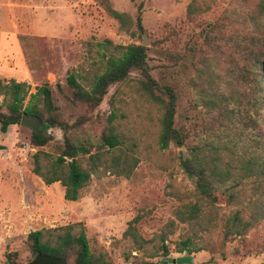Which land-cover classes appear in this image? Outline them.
<instances>
[{
    "label": "rangeland",
    "instance_id": "374dc122",
    "mask_svg": "<svg viewBox=\"0 0 264 264\" xmlns=\"http://www.w3.org/2000/svg\"><path fill=\"white\" fill-rule=\"evenodd\" d=\"M190 1L0 0V80L24 82L28 94L43 84L55 93L54 85L58 84L68 96L64 78L69 73L89 88L103 70V56L117 55L114 46L140 45L144 41L149 75L158 83L170 82L169 73L179 66L170 69L171 61L165 56L181 52L185 41L197 31L196 24L215 21L231 8L233 0H193L201 13L188 23L185 9ZM139 4L140 32L133 25ZM107 8L130 17L132 26L127 33L118 30ZM183 64L186 72L171 81L177 93L174 127L189 128L187 144L191 145L195 142L192 133L198 127L191 130L192 122L186 118L196 117L205 123V108L199 101L205 103L213 95L228 94L232 89H227L223 80L215 81L216 66L204 58L195 63L203 74L195 80L196 86H191L190 78L195 75L187 61ZM138 79L133 72L125 82L109 86L91 111L71 106L55 95L54 102L68 125L77 118L81 120L67 130L68 138L90 145V153L97 149L104 152L105 148H99L98 136L112 113L115 118L110 127L120 136L121 151L137 161L128 178L109 172L90 176L76 201L63 200V188L58 182L44 185L31 173V155L36 149L28 145L29 128L19 123L0 133V264L9 252H16L19 264L31 261L33 256L24 242L27 233L75 223L83 226L89 251L103 255L111 264H165L164 257L154 254L160 238L172 251L177 242L187 237L198 251L170 252L166 258L186 256L190 259L188 264L264 262V221L243 238L222 241L221 221L237 207L226 205L219 193L211 210L212 228L207 232L199 233L203 229L199 225L180 223L175 218V211L184 205L195 204L203 211L209 207L178 166V153L184 155L185 148L172 144L165 150L158 148L159 111L138 92ZM39 129L42 130L40 126ZM46 131L50 140L40 150L55 156L62 145V132L57 128ZM86 159L85 155L77 157L82 169L87 166ZM129 227L143 240L141 248L124 235Z\"/></svg>",
    "mask_w": 264,
    "mask_h": 264
},
{
    "label": "trees",
    "instance_id": "16d2710c",
    "mask_svg": "<svg viewBox=\"0 0 264 264\" xmlns=\"http://www.w3.org/2000/svg\"><path fill=\"white\" fill-rule=\"evenodd\" d=\"M230 5L231 8L223 11L215 21L198 22L197 31L185 41L181 52L173 57L165 56L171 61L170 69L179 66L169 73L170 82L158 83L149 75L147 48L135 44L114 46L113 51L117 55L103 56V70L94 77L89 88H84L77 76L69 73L64 78L68 96L63 94L58 84L54 85L55 93L50 86L43 84L28 94L26 83L0 80V133L4 134L9 126L19 124L22 114L37 119L38 131L30 130L28 139L29 147L36 149L31 155V173L44 185L58 182L63 188L65 201H76L90 176L99 177L109 172L128 178L137 161L120 149V136L110 127L114 114L107 116L106 128L98 136L99 148H105L104 152L97 149L90 153V145L66 136L67 130L79 125L81 120L77 118L68 125L61 118L54 98L57 94L71 106L91 111L99 105L109 86L125 82L134 72L140 78L136 81L138 92L159 111L158 148L165 150L169 144L185 148L184 155L181 151L178 153V166L194 192L209 207L203 211L195 204L184 205L175 211V218L180 223L199 225L203 228L199 233L207 232L212 228L211 210L219 193L224 196L226 205L237 207L222 219L219 236L222 241L243 238L264 221V0H233ZM140 10L141 4L137 6L133 24L138 32L141 31ZM198 10L191 0L185 9L188 23L198 18L201 13ZM107 12L116 21L118 30L127 33L132 26L130 17L110 8ZM203 58L216 66L215 81L223 80L227 89L232 90L228 94L214 93L213 99H206L205 103H201L202 99L199 101L207 118L205 123L196 117L195 120L186 118L192 122L191 130L198 127L192 133L195 142L188 145L189 128L184 125L174 127L177 93L171 81L175 75L186 72L183 63L187 61L195 75L190 78L191 86H196L195 80L203 73L196 69L195 63ZM48 128L62 132V145L55 156L40 150L50 140L49 135H42ZM79 155L87 157L85 169L78 163ZM124 235L131 238L138 248L144 244L132 227L127 228ZM24 242L31 256L47 255L61 259L65 264H111L103 255H93L89 251L80 223L29 232ZM190 244L187 237L169 251L164 238H160L154 254L159 253L160 257L166 258L170 252H197V248ZM3 264H19L16 252L5 253Z\"/></svg>",
    "mask_w": 264,
    "mask_h": 264
},
{
    "label": "water",
    "instance_id": "95a60500",
    "mask_svg": "<svg viewBox=\"0 0 264 264\" xmlns=\"http://www.w3.org/2000/svg\"><path fill=\"white\" fill-rule=\"evenodd\" d=\"M141 46H145L144 41L141 42L140 44ZM21 125L29 128L31 131L33 132H37L38 131V121L35 117L33 116H27L25 114H22L20 116V122ZM48 132L45 130L44 132H42L43 136H47ZM69 160V159H67ZM163 263H169V264H188L190 263V259L189 257H177L174 259H168V258H163L162 259ZM26 264H65L63 260L58 259V258H54V257H50L47 255H42V254H35L33 256V258L31 259V261H29Z\"/></svg>",
    "mask_w": 264,
    "mask_h": 264
}]
</instances>
